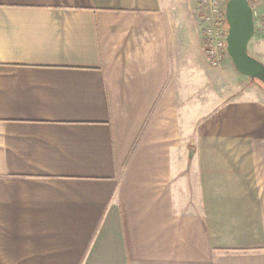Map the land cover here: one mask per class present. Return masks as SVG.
Instances as JSON below:
<instances>
[{"label": "crops", "instance_id": "obj_1", "mask_svg": "<svg viewBox=\"0 0 264 264\" xmlns=\"http://www.w3.org/2000/svg\"><path fill=\"white\" fill-rule=\"evenodd\" d=\"M196 12L0 0V264H264V90Z\"/></svg>", "mask_w": 264, "mask_h": 264}, {"label": "water", "instance_id": "obj_2", "mask_svg": "<svg viewBox=\"0 0 264 264\" xmlns=\"http://www.w3.org/2000/svg\"><path fill=\"white\" fill-rule=\"evenodd\" d=\"M224 18L226 53L235 70L264 84V64L249 54L248 42L254 32L253 13L248 0H226Z\"/></svg>", "mask_w": 264, "mask_h": 264}, {"label": "built area", "instance_id": "obj_3", "mask_svg": "<svg viewBox=\"0 0 264 264\" xmlns=\"http://www.w3.org/2000/svg\"><path fill=\"white\" fill-rule=\"evenodd\" d=\"M200 4V28L204 34V51L209 63L218 66L222 56H227L224 18L225 0H195ZM227 26V24H226Z\"/></svg>", "mask_w": 264, "mask_h": 264}, {"label": "rangeland", "instance_id": "obj_4", "mask_svg": "<svg viewBox=\"0 0 264 264\" xmlns=\"http://www.w3.org/2000/svg\"><path fill=\"white\" fill-rule=\"evenodd\" d=\"M192 1H194V10H195V12L197 11L198 12V16H199V26H200V22H201V19H200V4L199 3H197L195 0H192ZM226 1V0H225ZM197 9V10H196ZM196 12V13H197ZM201 27V26H200ZM263 49V48H262ZM249 51H250V53H253V48L252 47H250V49H248ZM263 51H264V49H263ZM251 55V54H250ZM254 57V56H253ZM229 58V57H228ZM258 59V58H257ZM259 60V59H258ZM261 61V60H260ZM220 64V63H219ZM216 67V66H215ZM249 81L252 83H255L258 87H260V88H262L263 90H264V86L263 85H261V84H259V83H256L255 81H253V80H250L249 79Z\"/></svg>", "mask_w": 264, "mask_h": 264}, {"label": "trees", "instance_id": "obj_5", "mask_svg": "<svg viewBox=\"0 0 264 264\" xmlns=\"http://www.w3.org/2000/svg\"><path fill=\"white\" fill-rule=\"evenodd\" d=\"M250 80H253V81H255L256 83H259V84H261V85L264 86V84L260 83L259 81L255 80V79H250Z\"/></svg>", "mask_w": 264, "mask_h": 264}]
</instances>
